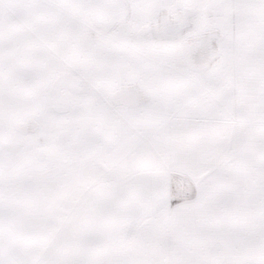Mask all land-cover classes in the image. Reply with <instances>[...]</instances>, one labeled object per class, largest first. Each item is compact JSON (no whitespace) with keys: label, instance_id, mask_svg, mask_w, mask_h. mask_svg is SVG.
I'll return each instance as SVG.
<instances>
[{"label":"snow or ice","instance_id":"snow-or-ice-1","mask_svg":"<svg viewBox=\"0 0 264 264\" xmlns=\"http://www.w3.org/2000/svg\"><path fill=\"white\" fill-rule=\"evenodd\" d=\"M0 264H264V0H0Z\"/></svg>","mask_w":264,"mask_h":264}]
</instances>
